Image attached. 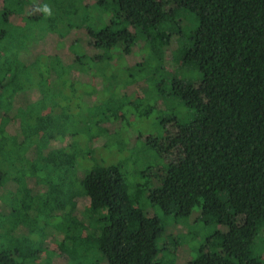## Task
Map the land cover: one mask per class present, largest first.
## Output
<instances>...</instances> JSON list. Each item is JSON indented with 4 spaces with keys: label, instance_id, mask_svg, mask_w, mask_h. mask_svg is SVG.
<instances>
[{
    "label": "trees",
    "instance_id": "1",
    "mask_svg": "<svg viewBox=\"0 0 264 264\" xmlns=\"http://www.w3.org/2000/svg\"><path fill=\"white\" fill-rule=\"evenodd\" d=\"M29 3L0 7V264H54V251L62 264H164L165 224L145 210L147 191L165 213L187 218L199 207L218 226L189 264H264L253 254L264 226V0H38L34 17ZM182 9L198 22L186 36L172 27ZM17 12L35 21L46 14L55 52L26 45L28 32L10 22ZM173 36L182 67L197 68L200 78L182 77L180 68L166 73L188 110L159 117L160 133L147 144L160 161L142 171L148 182L133 184L126 175L142 174L135 153L126 170L98 157L105 144L91 143L130 115L122 104L102 112L92 79L120 73L113 66L141 40L158 52ZM145 64H122L121 73ZM144 72L136 81L152 84L158 73ZM34 78L43 81L38 88ZM66 92L78 106L59 112L53 98ZM149 95L124 93L126 106L138 108ZM167 99L157 93L154 107L166 111ZM119 144L125 154L129 143Z\"/></svg>",
    "mask_w": 264,
    "mask_h": 264
},
{
    "label": "rangeland",
    "instance_id": "2",
    "mask_svg": "<svg viewBox=\"0 0 264 264\" xmlns=\"http://www.w3.org/2000/svg\"><path fill=\"white\" fill-rule=\"evenodd\" d=\"M13 3H17V1L23 0H11ZM91 2H95V0H90ZM30 9H28L31 16H36V10H39L37 7L38 0H29ZM3 4V0H0V7ZM36 5V6H35ZM35 6V7H34ZM33 9V11H32ZM97 10V9H96ZM40 16L39 20L35 21V18L29 19V16L25 13H16L10 19V22L13 25L20 26L22 29L28 32L29 39L26 42L27 46L33 47L34 45L39 46V51H49L55 52L54 45L52 40L49 38L48 26L46 23V16ZM99 12L95 11V15H98ZM46 15V14H44ZM173 20L172 27L174 24L179 27L178 29L182 34L187 35L191 31H193L198 25L196 16L187 11L181 10L177 13L176 16L171 17ZM7 23L11 29L17 28L13 26L11 23ZM3 23V22H2ZM1 27H5V24ZM172 27H168V33L172 32ZM19 29V27H18ZM141 45L134 49V53L129 54L124 59H120L122 64L129 65L130 67L135 66L137 63H147L142 66L144 71L152 72L155 70L157 74L156 80L152 79V84H146L141 81H136L142 78L145 74L144 71H134L132 76L127 77L121 73L122 64L118 67L113 66L116 70H120L117 75H113V72L110 74L111 76H103V77H95L92 79L94 85H96V89L99 92L97 95V104L99 108L104 106L102 112H105V108H109L114 110L117 106L121 105V107L125 108V113H129L130 115L126 118V121L122 124L121 130H117L113 132L111 135H105L103 133L100 136H95L92 138V145L98 146L105 144V147L99 148L98 157L106 158L110 162L123 164L124 161L127 160V156L131 154V152L135 153L134 160L137 162L136 167L142 171H154L153 169L156 167L157 162L160 161L158 158H153L157 154L153 153V151L149 148L150 145L147 142L152 140L150 138L153 135H158L160 133V127L158 124L159 117H167V116H183L185 111L188 108L184 105V103L178 98L174 97L171 93V84H170V74H166L167 72H173L175 69H179V74L182 77H186L187 79L200 78V72L195 67H182V57L179 56V43L180 39L177 36H173L169 39L167 46L161 47L158 49V52H152V45L149 42L141 40ZM35 46V47H36ZM149 50H148V49ZM150 59L147 62V55ZM154 59V61H153ZM140 67V68H142ZM139 72V73H138ZM115 74V73H114ZM150 75V74H149ZM38 77V76H37ZM34 83L32 88H38L37 86H41L42 80L38 78L33 79ZM129 81L128 83H126ZM126 85H129L127 88ZM104 89V90H103ZM93 93V92H92ZM124 93H127L129 97H134L135 95H148L149 97L142 100V104L138 108H134L133 105H127L129 99L124 98ZM157 93L160 95L167 96V109L164 112H159L157 108L154 107L155 99ZM66 95L57 94L54 96L53 101H57V109L59 112L64 110V107H70L72 110L78 106V98L72 97V95L68 92ZM20 101V100H19ZM51 100H47V102ZM77 110V109H75ZM129 117L131 119H129ZM110 127H112L110 125ZM141 135V137H139ZM135 136V138H133ZM85 137V136H84ZM84 141V140H83ZM56 142H53L55 144ZM119 143H129L127 148V152L123 154L121 151L118 152ZM124 151V149H123ZM125 152V151H124ZM128 165H124V168L132 170L134 169V164L131 161L127 163ZM151 166V168H145L147 166ZM141 175L132 174L129 172L127 179L130 183H146L149 181V176L146 174ZM24 177L27 178L28 174H24ZM64 179L66 176H63ZM72 177V176H71ZM64 179H61L62 181ZM65 181V180H64ZM134 184V183H133ZM4 188V187H2ZM147 192L142 197L145 210L150 214L157 215L163 223L165 224L166 236L163 239L158 240V245L160 248L159 252V260L164 264H189V262L197 256L200 247L207 242L209 237L218 229L214 223H211L208 218H204L201 215L199 207H195L191 215L187 218H178L176 213H165L158 206H152L147 198ZM87 200L84 198L79 199L78 205L81 209H83L87 205ZM220 226V225H219ZM40 235L43 231L40 229ZM46 232V231H45ZM44 232V233H45ZM38 233V232H37ZM39 234V233H38ZM164 240V241H163ZM165 246V247H164ZM51 247L56 249V245L52 242ZM253 254L255 256H260L264 260V226H262L257 233V237L255 239L253 245ZM48 253L43 252L39 262L44 261L45 258L48 257ZM51 260L54 264H62L64 258L60 256L58 251H54V254L50 256Z\"/></svg>",
    "mask_w": 264,
    "mask_h": 264
},
{
    "label": "clouds",
    "instance_id": "3",
    "mask_svg": "<svg viewBox=\"0 0 264 264\" xmlns=\"http://www.w3.org/2000/svg\"><path fill=\"white\" fill-rule=\"evenodd\" d=\"M43 11H44L46 14H48V15H51V14H52V12H51V8H50L49 6H47V5L44 6Z\"/></svg>",
    "mask_w": 264,
    "mask_h": 264
}]
</instances>
